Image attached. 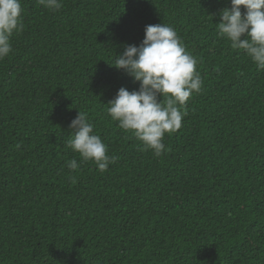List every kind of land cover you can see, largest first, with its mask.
<instances>
[{
    "label": "trees",
    "instance_id": "16d2710c",
    "mask_svg": "<svg viewBox=\"0 0 264 264\" xmlns=\"http://www.w3.org/2000/svg\"><path fill=\"white\" fill-rule=\"evenodd\" d=\"M21 7L0 60V264H264V70L218 34L230 0ZM159 23L203 85L155 156L106 104L138 90L112 65ZM81 111L114 157L105 171L67 146Z\"/></svg>",
    "mask_w": 264,
    "mask_h": 264
},
{
    "label": "clouds",
    "instance_id": "9594fccd",
    "mask_svg": "<svg viewBox=\"0 0 264 264\" xmlns=\"http://www.w3.org/2000/svg\"><path fill=\"white\" fill-rule=\"evenodd\" d=\"M38 3L51 11L62 7V0ZM230 4L219 12L218 34L233 49L243 50L258 70H264V0H230ZM22 12L21 0H0V60L11 53L13 34L23 30ZM197 63L175 29L162 23L146 25L140 44L125 45L118 54L112 66L139 82V88H119L106 104L107 112L121 129L134 133L142 150H151L155 156L168 150L163 143L165 134L181 128L185 105L202 88ZM69 128L72 135L67 146L83 160L94 162L100 171L107 170L114 157L94 133L87 113L78 112ZM67 166L73 171L79 167L76 159ZM71 179L75 182V177Z\"/></svg>",
    "mask_w": 264,
    "mask_h": 264
}]
</instances>
